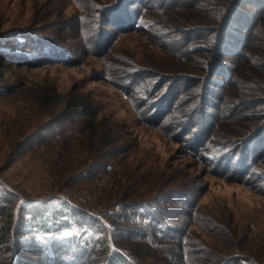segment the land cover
<instances>
[{"label":"rangeland","instance_id":"374dc122","mask_svg":"<svg viewBox=\"0 0 264 264\" xmlns=\"http://www.w3.org/2000/svg\"><path fill=\"white\" fill-rule=\"evenodd\" d=\"M115 1L0 0V194L13 200L16 215L54 197L105 218L114 204H145L142 213L151 208L159 216L138 217L133 226L142 239L120 245L134 264H209L213 257L220 264L235 256L264 264V177L258 172L264 160L258 171L242 174L239 162L216 147L242 139L264 117V0H257L259 10L238 5V15L252 17L247 28H254L252 37L249 30L239 33L263 44L248 47L243 60L207 51L216 34L233 38L218 16L234 0H198L194 11L187 6L192 0L125 4L140 10L142 20L162 24L150 32L135 28L149 24L133 25L119 13L120 25L113 24L116 17L105 8ZM151 1L186 7L145 8ZM193 29L198 36L185 45ZM21 36L52 48L15 43ZM222 65L234 68L230 86L216 71ZM197 83L202 98L190 102L200 92ZM151 88L156 91L148 96ZM178 93L174 106L164 108ZM257 142L264 150V133ZM249 152L238 144L232 156L245 159ZM155 223L164 236L149 230ZM29 236L41 246L53 239ZM180 238L192 246L188 262L181 252L188 244ZM73 258L64 253L58 262Z\"/></svg>","mask_w":264,"mask_h":264},{"label":"trees","instance_id":"16d2710c","mask_svg":"<svg viewBox=\"0 0 264 264\" xmlns=\"http://www.w3.org/2000/svg\"><path fill=\"white\" fill-rule=\"evenodd\" d=\"M233 2L227 3L228 6L227 8L231 11L232 15L229 14V10L227 9L228 11H226L224 14L223 11H221L219 13L220 16H218L219 19L221 20L220 27L221 28L223 27V29H225L226 31L229 30L230 31L229 34L233 38L230 37L231 40H229L230 38L228 39L226 34L224 37H222L221 34H216V38L211 37L212 39H214L213 41L215 43V46L213 48H208L207 51L208 53L214 54L215 57L221 55V57H230V59L240 58L243 60L247 55L245 51L248 47L249 48L252 46L263 47L262 46L263 44L260 43L259 41L257 42L255 40L252 41L251 37L253 36L252 32L254 28H251V26L247 28V23L248 24L250 23L252 17L248 16L245 19L241 17V15H238L237 12L238 5L241 4L242 5L241 7L243 8L250 6L258 10L260 9L259 8L260 6H258L257 0H238L235 5H233ZM153 3L155 2L153 1L149 2L150 5H148L145 8H155L158 10L160 9L167 11L173 8L186 7V5L173 3L170 6V8L169 7L167 8L166 6H163V4L161 3H156V4ZM191 3L193 4H187V6H191V9L193 11L199 8L198 0H192ZM125 4L128 5L132 4V0H116L115 4H112L111 6H107L105 8V9H110V11L113 12V16L116 17V21L114 20V18H112L113 24L120 25V23L117 22V19H119L117 17V14L119 13L118 16L123 15V17H125L127 21H133L132 22L133 25H137L138 22H140V24L147 23L150 25L147 28H141L140 26H138L139 28L135 27L136 30L150 32L153 31L152 30L153 27H158V29H161L162 24L159 23V21L142 20L140 10L135 11L131 9V7H124ZM136 4L138 6H143V7L145 6V4H143V0H133V6H135ZM262 15H264V11H262L261 16ZM244 24H246V26H244ZM227 25L232 27L233 30H230ZM200 28H195V29L200 30ZM195 29L191 31L193 32V34L190 36L189 39L186 38L182 40L183 42L185 41L184 42L186 43L185 45L190 44L192 40L198 36V34L196 33L194 34ZM241 30H249L250 31L249 35H251V37L246 39V37L243 34L239 33ZM159 33L168 34V32L164 30H161ZM14 42L22 43V44L26 43V45L28 44L32 47L31 48L32 50H34L36 46L43 44V43L40 44V42H38V40H36L35 38L29 39L26 38V36L18 37V39L16 38ZM43 45L46 47H50L47 46L46 44ZM170 46H172L173 48H177V46L174 45H168V48L173 49ZM242 50L244 51L243 54H241ZM249 62L254 65L253 61L250 60ZM211 65L213 66V63ZM255 65H260V63L258 64L256 63ZM216 71L220 73L218 75H220L221 77L224 78L226 77L230 79L227 80L226 82L228 83L227 86L232 85L231 78L233 79V73H234L233 67L227 68L225 65H222L221 67L219 66V68H216ZM157 87H159V85H156V88ZM195 87H197L200 92L199 94L196 95V97H191L190 102L194 101L195 99L202 98V93H203L202 87L199 88L198 83ZM154 91H156V89L151 88L150 91L148 92V96H150L149 94H151L152 92L155 93ZM262 91L264 92V89ZM179 97H180L179 93L173 94L170 98H168V101H170V103H168V105L166 104L164 108H167L168 110L169 107L172 108L174 104L178 101ZM161 98H162L161 95L157 97V99H161ZM219 101L223 102L226 101V99L220 98L218 99V102ZM183 102L184 101H182L181 104ZM195 103H193L192 106H194ZM78 105L83 106L81 103H78ZM68 107H72V105ZM263 107L261 114L264 115ZM196 108H198V106ZM201 108L202 106H200V110ZM217 108H219V105L216 106V111L219 110ZM195 112L196 110H193L192 114L195 115ZM75 114L82 115L83 113L77 112ZM190 115L191 113H189L187 117H190ZM94 117L95 114L89 117L88 120H91ZM160 118L158 120L162 122L164 120V117L161 119ZM220 118L221 117H218V115L216 114V121H218ZM258 124H259L258 126L255 125L254 127H252L251 128L252 131L251 132L249 131V133L244 135L242 139H239L237 141L231 140L229 142H223V143L216 142V147H218V149H221L223 153L225 152L224 156L226 157V160L228 159L232 160L234 161V163L236 161L239 162L237 164L235 163V166L237 165L239 167V172H241L242 174L247 175L250 172L251 168L253 167L256 171H258L256 165L264 160V150L259 152L255 148L256 142L259 140L261 133H264V117L263 119H259ZM44 140L46 139L38 138L39 143H41L40 141H44ZM258 143L259 142H257V144ZM238 144L242 146L245 145V149H248V151L251 152V154L250 152L248 153L245 159L243 157H240V155L238 154L232 156V152L234 151V149H236ZM250 156H252V158H250ZM255 156L260 158H257L256 160ZM250 160L252 161V163L249 162ZM229 169L227 170L225 169V170L229 171ZM258 172L260 173L261 177L262 176L264 177V171H258ZM81 178L88 179L89 177H84L81 175ZM48 200H49L48 202L47 201L41 203L33 202L28 206H23L22 208H20L19 212L16 215L13 212V208L11 207L13 204V200L8 196H4L0 194V246L3 247L2 249H0V264H60L58 262V257L62 256V254L64 253L66 254L68 253L70 256L73 255L74 257L73 259L75 260H73L72 264H134L133 263L134 260L123 253L124 251L121 250L120 245H123V243L126 242L125 239L135 240L136 237L138 238V236H140L139 239H142L141 232H137L135 226H133L135 223H137L138 217L145 214L149 216L151 219L155 220L159 216L155 212L154 213L150 212L151 208L150 211H146V213L144 212L142 213L141 209L145 206V204L140 202H131V203L123 202V203L114 204V206L110 207L108 210V214H107L108 218L107 217L105 218L103 216H100L101 214L90 212L88 208L85 209L79 205L74 204V202H72L67 198L65 199V198L54 197V199L50 198ZM53 200H57L58 202H54ZM23 215L26 216L23 217ZM159 219L162 220L163 217ZM118 223H120L122 225L121 227L124 228H117L114 224H118ZM157 225L159 224L158 223L152 224L149 227V230H151L152 233L153 231H155L156 232L155 234H157L158 237L160 236L162 237L163 234H161L160 226L157 227ZM130 226L132 228H130ZM123 231H125V235L122 234ZM31 233H33L34 235L35 234L36 235L42 234L43 236L48 235L49 237H53V239H51V241L49 242H45V245L41 246L40 243H36L35 241L30 240L31 236L29 235H31ZM129 234L131 236L128 238ZM92 235H97V237L93 238ZM56 237L57 239H59V242H56L54 240ZM181 239L183 243L188 244L187 247H184L182 249L183 251H181L182 254L184 253L183 257L188 262L187 249H190L192 246L188 240L184 238H180V240ZM28 240H30V244L28 245L24 244V242ZM176 241L177 243H179V240ZM178 246L179 244L177 245V247ZM194 253L196 254V252ZM97 255H99L98 258L93 259V257L95 256L97 257ZM235 258H238V256L237 257L235 256ZM235 258L233 257L228 258L226 259L227 261L225 260V263H223L224 259H221L222 262L220 264H258L259 263L257 260L251 258L247 260L243 258H239L240 259L239 261H237V259ZM78 259L82 260V262L78 263L77 261ZM211 259L212 261H210L209 264H216L215 258L213 257ZM198 262L202 263L201 260Z\"/></svg>","mask_w":264,"mask_h":264}]
</instances>
